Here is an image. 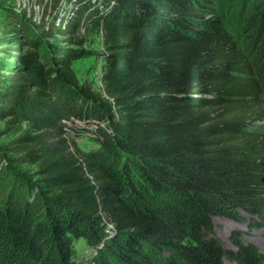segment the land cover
I'll list each match as a JSON object with an SVG mask.
<instances>
[{"label": "trees", "instance_id": "obj_1", "mask_svg": "<svg viewBox=\"0 0 264 264\" xmlns=\"http://www.w3.org/2000/svg\"><path fill=\"white\" fill-rule=\"evenodd\" d=\"M40 1L38 19L8 7L0 36V116L20 130L0 145V264H262L214 220L264 223V48L254 64L213 0ZM98 37L100 90L73 68Z\"/></svg>", "mask_w": 264, "mask_h": 264}, {"label": "rangeland", "instance_id": "obj_2", "mask_svg": "<svg viewBox=\"0 0 264 264\" xmlns=\"http://www.w3.org/2000/svg\"><path fill=\"white\" fill-rule=\"evenodd\" d=\"M257 1L213 0V4L205 9V12L207 16H210L211 19L216 21L217 27L227 30L237 44L242 46L247 54L249 53L254 60V64L258 65V63H261L259 61H262L260 50L264 48V28H259L258 26L254 30L255 24L251 23V18L254 14L253 7L257 5ZM23 3L25 5L21 8ZM44 3V1L41 2L40 0H0V36L4 33L3 29L9 25L7 24L9 16L6 14L8 7L16 10L22 9L26 13L30 11L32 16L38 19L45 13V9L43 8ZM18 4L20 6H17ZM53 11V7L48 10L50 12L49 14ZM47 19L51 20V18L46 16L45 20ZM57 22L55 20L56 24ZM85 45L90 53L76 60L73 63V68L80 81H91L93 88L100 90V79L106 66V60L102 54L101 37L94 39L88 38ZM4 47L6 46L0 42V48ZM79 124L81 129L77 132L78 134L70 133L74 137L73 140L76 145L84 151L97 148L98 143L95 140L93 131L90 129L92 126L85 125L83 122H79ZM252 125L264 127V121H257ZM15 126V123L9 122V116H0V145L20 133V130L16 133L11 132ZM24 128L25 124H21V129ZM256 219L257 214H246V212L238 215L239 221L227 218H216L214 220L216 236L222 241L225 248L235 250L237 249V244L233 242L231 236L232 233H235L236 240L239 243L251 244L258 254L264 257V223H260ZM74 248L76 250V257L83 262L89 259L93 251L82 238L74 241ZM224 264L230 263L226 261Z\"/></svg>", "mask_w": 264, "mask_h": 264}, {"label": "built area", "instance_id": "obj_3", "mask_svg": "<svg viewBox=\"0 0 264 264\" xmlns=\"http://www.w3.org/2000/svg\"><path fill=\"white\" fill-rule=\"evenodd\" d=\"M24 5H25V4L23 3L22 6H21V8H22ZM17 6H20V4H18Z\"/></svg>", "mask_w": 264, "mask_h": 264}]
</instances>
